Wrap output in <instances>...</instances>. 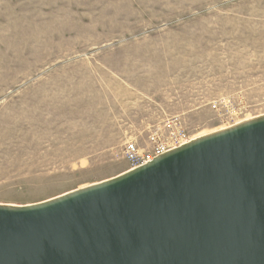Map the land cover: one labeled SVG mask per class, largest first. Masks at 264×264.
<instances>
[{"label":"rangeland","instance_id":"374dc122","mask_svg":"<svg viewBox=\"0 0 264 264\" xmlns=\"http://www.w3.org/2000/svg\"><path fill=\"white\" fill-rule=\"evenodd\" d=\"M261 114L264 0H0V203L129 169L153 124Z\"/></svg>","mask_w":264,"mask_h":264},{"label":"water","instance_id":"95a60500","mask_svg":"<svg viewBox=\"0 0 264 264\" xmlns=\"http://www.w3.org/2000/svg\"><path fill=\"white\" fill-rule=\"evenodd\" d=\"M0 264H264V114L61 195L0 203Z\"/></svg>","mask_w":264,"mask_h":264},{"label":"built area","instance_id":"2783aa9c","mask_svg":"<svg viewBox=\"0 0 264 264\" xmlns=\"http://www.w3.org/2000/svg\"><path fill=\"white\" fill-rule=\"evenodd\" d=\"M213 108L218 109V105L214 104ZM190 140L192 136L187 127L179 118H173L163 123L153 124L143 143L129 140L123 155L129 162L130 168H135Z\"/></svg>","mask_w":264,"mask_h":264},{"label":"bare ground","instance_id":"6f19581e","mask_svg":"<svg viewBox=\"0 0 264 264\" xmlns=\"http://www.w3.org/2000/svg\"><path fill=\"white\" fill-rule=\"evenodd\" d=\"M192 136V135H191ZM200 136H203V135H200ZM200 136H197V137H200ZM197 137H195V136H192V139H194V138H197Z\"/></svg>","mask_w":264,"mask_h":264}]
</instances>
